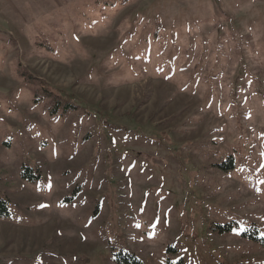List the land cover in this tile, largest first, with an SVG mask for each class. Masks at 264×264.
Masks as SVG:
<instances>
[{
  "label": "rangeland",
  "instance_id": "rangeland-1",
  "mask_svg": "<svg viewBox=\"0 0 264 264\" xmlns=\"http://www.w3.org/2000/svg\"><path fill=\"white\" fill-rule=\"evenodd\" d=\"M264 264V0H0V264Z\"/></svg>",
  "mask_w": 264,
  "mask_h": 264
},
{
  "label": "trees",
  "instance_id": "trees-1",
  "mask_svg": "<svg viewBox=\"0 0 264 264\" xmlns=\"http://www.w3.org/2000/svg\"><path fill=\"white\" fill-rule=\"evenodd\" d=\"M167 264H173V263H169V262H168ZM174 264H181V262H176V263H174Z\"/></svg>",
  "mask_w": 264,
  "mask_h": 264
},
{
  "label": "crops",
  "instance_id": "crops-1",
  "mask_svg": "<svg viewBox=\"0 0 264 264\" xmlns=\"http://www.w3.org/2000/svg\"><path fill=\"white\" fill-rule=\"evenodd\" d=\"M1 1H5L6 2L7 0H1Z\"/></svg>",
  "mask_w": 264,
  "mask_h": 264
}]
</instances>
